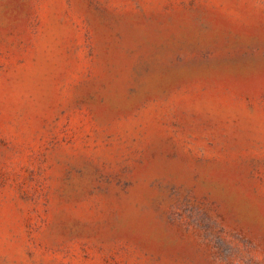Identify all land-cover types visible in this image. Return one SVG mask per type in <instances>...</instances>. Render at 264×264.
<instances>
[{"label": "rangeland", "instance_id": "374dc122", "mask_svg": "<svg viewBox=\"0 0 264 264\" xmlns=\"http://www.w3.org/2000/svg\"><path fill=\"white\" fill-rule=\"evenodd\" d=\"M0 264H264V0H0Z\"/></svg>", "mask_w": 264, "mask_h": 264}]
</instances>
